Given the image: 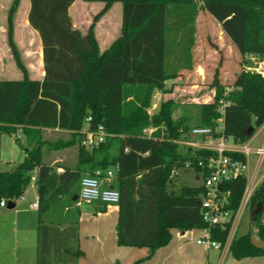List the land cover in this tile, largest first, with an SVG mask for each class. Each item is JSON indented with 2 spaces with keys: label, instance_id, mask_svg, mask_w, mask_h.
Wrapping results in <instances>:
<instances>
[{
  "label": "trees",
  "instance_id": "1",
  "mask_svg": "<svg viewBox=\"0 0 264 264\" xmlns=\"http://www.w3.org/2000/svg\"><path fill=\"white\" fill-rule=\"evenodd\" d=\"M21 1L13 0L8 12L7 44L22 79L0 80V133L12 135L21 128L27 147L21 163L10 171H0V204L16 203L31 184L33 171H38L36 263L78 264L83 252L77 223L60 227L53 217H61L66 208L78 203L81 179L97 170L113 171L110 187L120 194L119 246L146 248L153 255L170 243L171 230L207 228L202 217L204 186H185L176 192L171 173L186 162L196 166L200 157L217 153L194 152L176 143L189 139L186 133L194 127L187 117L175 118L177 103L166 97L171 92L166 82L193 67L195 21L201 10L221 24L243 57L264 62V0H84L102 3L100 15L121 4L120 36L103 52L94 22L85 34L74 27L69 10L77 0H29L26 25L37 32L42 43V81L30 79L14 40L13 21ZM212 87L213 102L200 106L195 127L213 129L224 99V136L244 145L264 125V75L240 72L233 90L225 96L226 87L216 73ZM155 92L163 98L149 116ZM88 117L92 118L91 129L103 125L113 135L92 150L82 144L81 132ZM149 127L157 129L152 138L143 133ZM252 127L254 132L249 135ZM45 129L68 134L50 140ZM72 148L76 149L74 165L45 161L48 153ZM225 155L246 161L239 153ZM195 173L200 178L197 168ZM246 185L244 174L219 186L229 194L227 209L232 212L231 221L210 228L211 239L222 246ZM259 204L261 213L253 215ZM247 207L256 229L254 237L263 248L252 244V234L235 236L230 254L238 260L264 257V182L252 193Z\"/></svg>",
  "mask_w": 264,
  "mask_h": 264
},
{
  "label": "crops",
  "instance_id": "2",
  "mask_svg": "<svg viewBox=\"0 0 264 264\" xmlns=\"http://www.w3.org/2000/svg\"><path fill=\"white\" fill-rule=\"evenodd\" d=\"M75 4L76 3L71 6L69 13H71V9ZM29 7L30 3L27 6V11H29ZM199 16L200 15H198L195 21V44L197 43ZM212 19L216 21L218 27V50H223V48L226 46V42H230L232 44L233 42L223 32L221 24L214 17H212ZM27 29L28 30L26 34H32V36L37 41V51L35 52L36 54H34L33 50L27 48L25 52L22 53L21 57L26 68L28 69L30 79L42 81L45 76L42 43L36 31H34L30 26H28ZM76 29L80 30L83 34L87 33L88 31L79 28ZM120 33L121 24L119 25V30L115 37L111 34H108V32L102 37L99 35L98 30L96 29L95 35L101 52L107 50L112 45V43L118 39ZM224 37H226V41H224ZM17 46L20 51L21 48L19 47L18 42ZM30 53H32L31 56H29ZM1 63L2 62H0V80L22 79V75L17 69L13 61V57L12 60L8 62L7 66L2 65ZM156 94H159V92ZM262 128H264V125L261 127V129ZM45 132L47 139L50 140L57 139L60 135L68 134L67 131H62L59 129H45ZM1 135L8 134L0 133V136ZM15 135H17L16 142H18V138L22 136L27 146L26 137L23 134L21 128H18L16 133L9 136L13 137ZM52 136H55V138H52ZM231 142L232 141L229 140V144H233ZM249 147L253 150L258 149V147ZM66 150L73 154L71 162L63 163L60 156L61 152L48 153L45 161L47 163H51L52 165H74L76 162V149L72 148ZM252 155L256 154L251 153L248 155L246 157L247 163ZM25 156L26 153L24 148V157ZM18 164L9 165V168L7 167L8 169L5 171L12 170ZM61 171L62 169L59 168L58 172ZM175 187L176 184L174 182V188ZM257 187L258 185L254 186V188L250 190V196ZM32 188L35 189V198H31V201L27 200L26 197L29 191L27 188L23 196L15 203L14 209L9 210L6 208V206H0V253H5L6 256L11 254L10 256L13 258V264H37L36 252L38 216L37 209L33 208L32 205L38 203V193L36 186H32ZM80 205L81 204L79 203L76 204L77 207H80ZM94 207L95 208H93L92 212L89 211L88 213L87 211V214H83V212L79 211L77 214L71 215L73 210V207H71L66 208L61 217L54 216V219L59 221L57 223H60V227L67 226V223L69 222L77 223L79 230V246L83 252V256L79 259L78 264H136L140 262L141 264H264V257H248L235 260V258H233L230 254V246L227 251H218L216 249L207 248L204 245H198V240L206 236L205 229L190 231H180L173 229L171 230L172 238L170 243L167 246L158 249L153 255H150L149 250L146 248L121 247L118 245L117 238V223L119 214L118 205L115 207L94 205ZM245 210L249 211L248 207H246L242 213L245 212ZM249 214L251 222L253 223L251 213L249 212ZM241 216H243V214H241ZM253 229L254 234H256V229ZM8 242H10L11 245H9Z\"/></svg>",
  "mask_w": 264,
  "mask_h": 264
},
{
  "label": "rangeland",
  "instance_id": "3",
  "mask_svg": "<svg viewBox=\"0 0 264 264\" xmlns=\"http://www.w3.org/2000/svg\"><path fill=\"white\" fill-rule=\"evenodd\" d=\"M13 0H0V62L7 66L8 62L12 60L11 53L7 44V19L8 12ZM76 4L71 9V18L74 26L82 30H88L89 26L93 24L95 30H98L100 36L108 32L112 36H116L121 24V4H114L111 10L100 15L103 9V4L98 2H85L84 0H77ZM29 0H22L19 9L15 15L14 26V40L21 48L20 53L27 48L35 52L37 51V41L29 34H26L27 28V6ZM197 43L193 48V67L190 70H185L181 74L182 82L173 84V81L166 82V89L171 90L166 97L174 98L177 103L175 110V118L180 119L187 117L190 120V127L197 125V120L200 116V106L213 102L215 96V89L212 83L215 79V74H218L219 82L226 87L225 94L233 90V84L240 72H257L264 71V63L259 64L257 61H252L248 56L243 57L237 47L232 43H227L223 50H218L219 43L217 40V23L213 16L205 10L199 13ZM96 19V21H94ZM28 22V21H27ZM224 32V30H223ZM225 33V32H224ZM30 37V38H29ZM226 41V37H224ZM232 44V45H231ZM30 53L29 56H31ZM155 92V96L157 95ZM224 94V95H225ZM163 98V96H161ZM55 138V136H52ZM17 135L11 137L9 135L0 136V170L5 171L9 165L18 164L24 158V148H26L25 140L21 136L16 142ZM251 147H264V128H259L252 140L245 143ZM60 156L63 163L72 161V153L68 150L60 151ZM50 162V161H49ZM8 167V168H7ZM200 177V176H199ZM247 185L244 196L249 194L250 190L256 185L264 182V157L252 155L248 161L247 166ZM176 187L174 190L178 192L180 188L185 186L197 187L203 185L202 178H197L196 173L191 168H181L176 171ZM35 186L31 183L28 187L27 200L35 198ZM80 192V191H79ZM94 205H104L102 203L81 204L80 207L73 206L71 215L77 214L81 211L83 214L92 212ZM106 206V205H104ZM112 205L111 207H115ZM110 207V208H111ZM239 219L234 223V237H241L244 235L254 234V226L250 219L248 210L242 213ZM54 218V217H53ZM253 226V227H252ZM252 236V237H253ZM1 244V242H0ZM11 245L10 242H8ZM0 253V264H13V258L8 254ZM236 260V259H235Z\"/></svg>",
  "mask_w": 264,
  "mask_h": 264
},
{
  "label": "built area",
  "instance_id": "4",
  "mask_svg": "<svg viewBox=\"0 0 264 264\" xmlns=\"http://www.w3.org/2000/svg\"><path fill=\"white\" fill-rule=\"evenodd\" d=\"M252 61H257L254 56H249ZM263 64L264 62H258ZM264 75V71H257ZM182 78L178 77L173 80V84H179ZM229 93V92H228ZM226 93L225 96L228 94ZM162 94L159 93L153 98L151 107L147 110L149 116H152L159 108ZM226 102L222 99L219 103L218 112L221 116L217 119L215 127H194L186 133L189 138L187 140L176 141L178 145L185 149H192L195 151H211L216 152V156H206L197 159L196 166L192 162H186L183 168H191L195 171L199 170V176L203 180V186L206 190L202 200V217L204 223L207 225L206 236L198 240V245H204L207 248L216 249L218 251H227L232 239L234 238V223L240 218L242 211L248 206L250 195L243 196L238 211L236 212L232 221L231 231L226 243L222 246L220 243L213 241L210 235V228L219 224L231 221L232 212L227 209L228 193L220 191L219 186L223 183L230 182L236 178L243 176L247 172V160L231 159L225 155L226 152H235L242 154L245 158L251 153H255L261 158L264 157V147L253 150L247 145L234 144L231 139L224 136V114ZM92 118L86 119V125L83 134L82 144L87 150H92L105 143L113 135L107 132L103 125H99L96 129H91L90 122ZM156 128L149 127L143 131L147 138L154 137ZM215 135L219 137L216 138ZM163 139V138H161ZM231 140L233 144H229ZM176 171L173 170L171 178H176ZM38 171L34 170L31 177V183L35 185ZM113 178V171L103 172L97 170L93 174L86 175L81 179L80 192L78 197L79 204L102 203L106 206L118 205L120 194L117 190L110 187V182ZM1 206H6L1 202ZM33 208L38 209V203L32 205Z\"/></svg>",
  "mask_w": 264,
  "mask_h": 264
},
{
  "label": "water",
  "instance_id": "5",
  "mask_svg": "<svg viewBox=\"0 0 264 264\" xmlns=\"http://www.w3.org/2000/svg\"><path fill=\"white\" fill-rule=\"evenodd\" d=\"M254 132V128H250L249 131H248V134L251 135L252 133ZM6 208L9 209V210H12L15 208V203H12V202H8L7 205H6ZM262 211V205L259 204L257 209L253 212V215H258L260 214ZM251 242L252 244L257 247V248H263V243L258 240L256 237H252L251 238Z\"/></svg>",
  "mask_w": 264,
  "mask_h": 264
}]
</instances>
